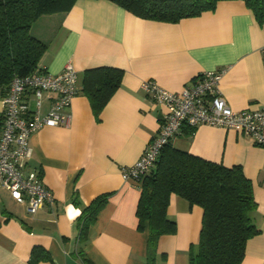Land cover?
<instances>
[{"label": "crops", "instance_id": "obj_1", "mask_svg": "<svg viewBox=\"0 0 264 264\" xmlns=\"http://www.w3.org/2000/svg\"><path fill=\"white\" fill-rule=\"evenodd\" d=\"M30 33L47 46L38 67L59 74L71 65L78 93L68 127L42 128L30 139L28 168L51 191L53 204L30 217L0 187V264H30L36 247L52 259L38 264H84L80 252L92 264H146L148 232L138 231L136 218L140 184L124 180L121 171L140 159L166 109L141 85L153 81L180 93L204 72L223 71L219 90L232 110L264 108V24L241 1L163 23L138 18L110 0H77L67 13L41 17ZM99 67L121 69L123 76L96 117L82 89L85 72ZM2 97L0 91V119ZM185 128L170 142L174 149L240 166L251 181L256 209L250 219L259 233L248 240L241 264H264V149L231 129L199 126L187 135ZM103 195L106 203L80 243L82 211ZM166 213L176 232L158 240L156 264H188L202 210L172 195Z\"/></svg>", "mask_w": 264, "mask_h": 264}, {"label": "trees", "instance_id": "obj_2", "mask_svg": "<svg viewBox=\"0 0 264 264\" xmlns=\"http://www.w3.org/2000/svg\"><path fill=\"white\" fill-rule=\"evenodd\" d=\"M77 0H0V91L6 94L11 80L30 75L47 46L30 33L41 17L69 12ZM144 19L178 23L204 12L214 11L222 1H241L258 24H264V0H110ZM123 71L99 67L85 72L83 92L97 117L120 87ZM192 135L195 128H185ZM136 208L137 229L148 232L146 264H156V246L163 236L176 232L168 219L170 198L176 195L190 206L202 210L201 230L195 247L188 254V264H241L248 240L259 231L251 223L256 209L253 187L240 166L225 167L166 145L153 168L141 177ZM107 200L103 195L85 207L78 220L79 242ZM84 264H92L80 252ZM164 258V256L162 255ZM50 262V255L36 247L30 264Z\"/></svg>", "mask_w": 264, "mask_h": 264}, {"label": "built area", "instance_id": "obj_3", "mask_svg": "<svg viewBox=\"0 0 264 264\" xmlns=\"http://www.w3.org/2000/svg\"><path fill=\"white\" fill-rule=\"evenodd\" d=\"M260 52L264 61V47ZM222 76L223 71L204 72L180 93L165 91L153 81L142 83L141 89L166 111L140 159L122 169L124 180L139 183L153 168L162 149L184 127L231 129L264 149V108L232 110L219 90ZM77 82V72L69 64L59 74H50L38 67L28 76L14 77L2 97L0 187L17 204L25 206L30 217L54 202L53 194L37 171L28 168L32 156L31 136L42 128L69 126V110L78 93ZM45 103L49 105L44 111Z\"/></svg>", "mask_w": 264, "mask_h": 264}, {"label": "rangeland", "instance_id": "obj_4", "mask_svg": "<svg viewBox=\"0 0 264 264\" xmlns=\"http://www.w3.org/2000/svg\"><path fill=\"white\" fill-rule=\"evenodd\" d=\"M50 16V15H49Z\"/></svg>", "mask_w": 264, "mask_h": 264}]
</instances>
